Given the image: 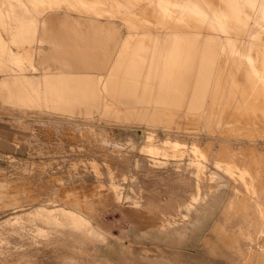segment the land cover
Returning a JSON list of instances; mask_svg holds the SVG:
<instances>
[{
    "label": "rangeland",
    "instance_id": "374dc122",
    "mask_svg": "<svg viewBox=\"0 0 264 264\" xmlns=\"http://www.w3.org/2000/svg\"><path fill=\"white\" fill-rule=\"evenodd\" d=\"M207 143L231 154L247 145L263 170L264 0H0V264H230L211 221L183 240H153L142 233L150 220L95 197L91 220L124 242L86 240L78 252L82 233L104 241L98 226L31 208L116 167L124 194L184 200L187 174H170L172 161L149 173L140 153L179 159Z\"/></svg>",
    "mask_w": 264,
    "mask_h": 264
},
{
    "label": "crops",
    "instance_id": "0c3cea01",
    "mask_svg": "<svg viewBox=\"0 0 264 264\" xmlns=\"http://www.w3.org/2000/svg\"><path fill=\"white\" fill-rule=\"evenodd\" d=\"M67 22L74 23L71 19H67ZM44 53L39 55L43 56ZM207 145L208 143L200 144L196 153H188L187 150V153L179 159L164 158L162 153L158 156L154 152L149 154L139 152L148 161L149 173L153 174L156 170L166 169L172 161L174 167L170 174L180 179L181 175L187 174L192 181V189L184 200L177 198L173 192L170 193L171 198L166 200L158 199L157 194L147 195L146 192L144 195H138L142 191L135 193L132 187L129 188V192L133 196L124 194V187L116 181L118 172L116 167L111 169V173L102 168L104 172L100 170L99 175L92 174L95 180L89 189L73 185L71 189H61L59 194H54L47 202V206L42 204L31 208L35 210L46 207L49 219L53 217L55 221L58 219V222L68 223V219H79L80 223H93L98 226L104 241L94 240L88 234L84 236L82 233L78 252L82 251L86 240L98 241L103 245L109 238L115 237L91 220L90 212L94 208L93 199L96 197L98 201L135 220L142 218L150 220L149 224L147 223L148 225L142 229V233L153 240L166 242L175 241L174 239L183 240L200 224L211 221L207 233L209 236L216 234L222 245L233 252L230 258L228 254L220 253L229 259L230 264H264V243H260L264 241V182L262 179L264 164L261 163L263 170L257 169L258 162L254 159L255 154L253 157L250 155L247 145L238 153L234 150L233 154L227 148L219 147L218 150L213 151L212 146L207 148ZM148 148L152 149V146ZM180 153L182 150H178V155ZM138 167L139 161H135V168ZM104 175L106 183L102 182ZM134 180V177L124 173L120 179L127 184H133ZM179 180L178 182L183 183ZM51 183L53 188L57 185L62 188L64 186L57 178ZM114 187L121 190L114 194L111 190ZM119 196L127 198L126 204H119ZM123 208L126 209L123 210ZM57 213L58 216H56ZM216 213V218H213ZM234 217L240 219L232 221ZM115 238L119 242H124L122 239ZM201 242L208 254L213 256L218 254L217 242L213 243L206 235ZM127 245L133 246L131 243ZM66 261L74 262V259L68 258ZM167 262L163 264H172ZM95 264L114 263L100 260ZM149 264L159 263L151 261Z\"/></svg>",
    "mask_w": 264,
    "mask_h": 264
},
{
    "label": "bare ground",
    "instance_id": "6f19581e",
    "mask_svg": "<svg viewBox=\"0 0 264 264\" xmlns=\"http://www.w3.org/2000/svg\"><path fill=\"white\" fill-rule=\"evenodd\" d=\"M66 15H67V14H66ZM125 15H126L127 17H130V16H132L133 14H132V13L125 12ZM133 16H136V15H133ZM54 17H57V18H52V19H51V17H49V18H45V20H46V21H50V22H54L56 19L58 20V19H59L58 17H60V16H59V15H55ZM137 17H138V16H137ZM60 18H61V17H60ZM83 19H85V18H83ZM92 20H93V19H92ZM46 21H45L44 23H47ZM66 21H67V20H66ZM78 21H79V20H78ZM80 21H81V20H80ZM84 21H85V20H84ZM90 21H91V20H90ZM93 21H94V20H93ZM93 21H92V22H93ZM107 21H108V20H107ZM144 21H145V20H144ZM56 22H57V21H56ZM58 22H59V21H58ZM92 22H91V23H92ZM48 23H49V22H48ZM54 23H55V22H54ZM59 23H60V22H59ZM68 23H69V22H68ZM96 23H97V21H95V24H96ZM106 23H107V22L105 21V24H104V25H106ZM49 24H50V23H49ZM55 24H56V23H55ZM107 24H108V23H107ZM45 25H47V24H45ZM111 25H112V24H111ZM111 25H110V26H111ZM110 26H109V27H110ZM54 32H55V31H54ZM54 32H53V33H54ZM98 32H99V31H98ZM208 32H209V31H208ZM116 33H117V31H116ZM118 33H119V32H118ZM185 33H186V32H185ZM214 33H215V32H214ZM232 33H233V32H232ZM235 33H236V32H235ZM113 34H114V33H113ZM150 34H151V33H150ZM153 34H154V33H153ZM155 34H157V33H155ZM159 34H160V33H159ZM199 34H200V33H199ZM201 34H202V33H201ZM204 34H205V33H204ZM209 34H210V33H209ZM209 34H208V35H209ZM118 35H119V34H118ZM147 35H148V34H147ZM157 35H158V34H157ZM165 35H166V34H165ZM145 36H146V35H145ZM149 36H150V35H149ZM212 36H213V35H212ZM100 37L103 38L104 36H103V37L100 36ZM116 37H118V36H116ZM153 37H154V36H153ZM156 37H157V36H156ZM101 38H100V39H101ZM113 38H114V37H113ZM213 38H214V37H213ZM216 38H217L219 41H221V42H233V41H232V38H228V37H225V38H224V37H219V35H218V37L216 36ZM55 39H56V38H55ZM217 39H216V40H217ZM216 40H215V41H216ZM233 40H234V39H233ZM60 44H61V43H60ZM62 44H63V43H62ZM105 47H106V46H105ZM115 47H116V46H115ZM51 48H52V47H51ZM53 48H54V47H53ZM108 49H109V48H108ZM113 49H114V48H113ZM109 50H110V49H109ZM69 51H70V50H69ZM112 51H113V50H112ZM109 52H110V51H109ZM111 53H113V52H111ZM100 55H101V54H100ZM102 55H103V54H102ZM104 56L106 57L105 53H104ZM109 56H111V54H110ZM100 57H101V56H100ZM103 61H104V59H103ZM62 62H63V61H62ZM58 64H59V63H58ZM58 67H60V66H58ZM65 67H66V66H65ZM60 68H61V67H60ZM60 68H59V69H60ZM63 70H64V69H63ZM77 70H78V72H80L79 69H77ZM99 70H100V71H105V70L108 71V69H107V68L105 69L104 67H103L102 69H99ZM58 71H59V70H58ZM60 71H61V70H60ZM106 71H105V72H106ZM75 72H76V70H75ZM98 72H99V71H98ZM169 144H170L173 148H176L177 150H179V148H177V147L181 146L179 143H171V142H170ZM176 146H177V147H176Z\"/></svg>",
    "mask_w": 264,
    "mask_h": 264
}]
</instances>
